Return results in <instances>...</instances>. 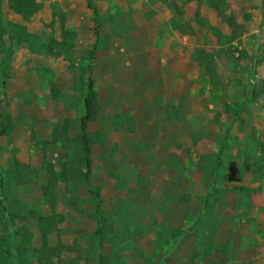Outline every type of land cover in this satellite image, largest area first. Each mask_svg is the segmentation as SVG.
I'll list each match as a JSON object with an SVG mask.
<instances>
[{
  "label": "rangeland",
  "instance_id": "obj_1",
  "mask_svg": "<svg viewBox=\"0 0 264 264\" xmlns=\"http://www.w3.org/2000/svg\"><path fill=\"white\" fill-rule=\"evenodd\" d=\"M35 1L27 12L28 22H23L8 10L6 0H0V22L6 28L0 32V86L5 80L0 113L7 115L6 134L0 135V174L8 175L14 158L37 172L33 184L12 185V198L5 202L8 212L47 216L54 208L64 217L61 243L72 250L59 251L54 264H99L100 258L111 264L114 256L120 261L112 264H159L164 257L163 264H264V181H254L248 169L264 144L262 0H203L201 14L218 29L216 35L196 25L191 33L176 31L172 12L159 3L147 7V0H95L103 25L99 39L94 12L85 0ZM213 4L224 9L222 19ZM151 9L156 15L148 21L144 12ZM194 10L195 5L185 7L180 20L189 22ZM131 11L134 19L125 16ZM60 15L66 17L64 29ZM35 34H53L67 54L55 58L31 48L28 35ZM107 36L108 50L97 49L92 58L94 44H104ZM220 50L225 51L216 60L221 86L212 98L196 56ZM241 50L249 59L236 63ZM89 77L101 113L88 131L102 130L108 145L92 146L88 181L83 170L78 182L66 187L57 181L53 188L55 179L43 168V159L59 172L65 152L49 143L51 130L72 120L67 147L78 149L84 81ZM50 83L62 99L52 97ZM180 106L184 119L169 122L168 109ZM240 109L215 174L222 140ZM118 114L135 120L134 135L113 123ZM136 142L151 148L137 152ZM65 174L68 177V171ZM113 203L149 209L157 222L155 230L143 240L127 230L114 239L109 234ZM98 206L103 211L101 251L91 237L97 229ZM25 225L33 233L32 250L38 253L36 224L27 219ZM9 235L8 225L0 222V237ZM57 243L52 234L50 246ZM28 259L37 264L35 257Z\"/></svg>",
  "mask_w": 264,
  "mask_h": 264
},
{
  "label": "trees",
  "instance_id": "obj_2",
  "mask_svg": "<svg viewBox=\"0 0 264 264\" xmlns=\"http://www.w3.org/2000/svg\"><path fill=\"white\" fill-rule=\"evenodd\" d=\"M46 3L51 2L52 0H43ZM95 0H85L88 8L94 12L95 22L98 24V32L96 37L99 39V31L103 26L100 22L99 10L94 4ZM147 7H153L157 3L166 6L172 12L171 22L173 28L180 33H191L193 30V25H196L198 28L205 30L208 33H213L216 35L218 29L213 27L210 22L204 18L201 14V8L204 4L203 0H178L179 4L175 0H147ZM8 10L18 16L23 22H28L27 12L36 5L35 0H6ZM189 5H195V10L189 14L190 21L182 22L179 17L183 9ZM181 7V9H180ZM212 9L216 12V15L219 19L223 17L224 9L219 6V4H213ZM262 11L264 13V0H262L261 5ZM253 9H258L253 7ZM134 12H128L127 16L129 19H134ZM156 15V11L146 10L144 12V17L146 20H151ZM59 22L62 29H64L66 17L64 15L59 16ZM0 32L5 33L6 28L2 22H0ZM108 40L109 37H106V42L99 45L96 42L93 46V52L91 57L97 49L108 50ZM28 45L31 48L37 49L39 52L48 51L55 58H61L64 54H67V50L55 39L53 34H41V35H28ZM225 52L220 50L218 53L212 55L203 52L197 53L196 62L198 64L199 70L201 72L202 78L205 80L206 84L210 88V93L212 98L217 96V93L220 89L221 83L220 78L217 72L216 60L220 57L221 53ZM235 57V56H234ZM249 56L247 52L241 50L237 57L234 58L236 63L241 62L242 60H248ZM72 69H75L72 66ZM4 80V79H3ZM85 85V97H84V113L80 118V135L78 136V149L76 151H70L67 147V142L69 140L70 126L73 121L70 119H65L61 123H57L53 126L51 130V138L49 143L51 145L59 146L64 152V157L60 160V171L58 172L54 165L47 161L46 158L43 159V168L52 178L55 179V182L52 184V187L55 188L57 181L63 182L66 187L72 183L79 181V173L84 170V176L86 181L90 179L92 174V146H101L105 147L108 145V140L102 130H96L94 132H89L88 127L92 124L98 122L101 106L99 104L98 95L95 89L94 80L89 77L84 81ZM52 88V97L56 100L62 99V96L54 90V85L50 83ZM1 89L5 87V80L1 83ZM226 113L228 111L226 110ZM241 109L238 112H234L232 115V121L228 127V130L222 140L220 151L217 157V166L215 174L222 167L223 151L226 146V142L231 130L236 126L237 122L240 119ZM221 114L217 115L216 122H219ZM167 120L169 122L173 121H182L184 115L181 109V106L177 109L169 108L166 114ZM6 123L7 115L0 113V135L6 134ZM113 123L120 129H122L128 135H134L136 132V122L135 120L127 115L118 114L115 116ZM250 138L256 136V130L252 128L250 130ZM151 148L149 144L136 142L134 144V150L137 152H146ZM200 169L202 170L203 164H200ZM251 174L254 177V181L260 182L264 181V144H261L255 151L254 162L252 166H249ZM68 171V177H66L65 172ZM37 176L36 170H32L29 166L21 164L17 159H13L12 169L9 171L8 175L3 178L0 174V222L6 223L10 229L9 237H0V264H30L29 255L35 257L37 264H54V260L57 257L59 251H70L72 247L63 245L61 243V234L59 226L64 222V217L57 213L54 208L51 209L50 215H41L35 211H22L19 214L12 215L8 212L5 202L11 200V187L12 185L23 186L33 184L34 180L32 177ZM215 178L213 183L210 186V189H213L215 185ZM43 193H48L47 189H42ZM94 199L100 201V196L94 194ZM97 207L96 210V232L91 236L96 238L98 250H102L101 242V233L103 231L102 221L100 216L103 215V211L99 210ZM113 212L112 217L114 218V226L109 230V234L114 239H117L118 233L123 230L131 231L135 236L143 240L149 234H151L157 225L156 219L152 212L142 207L136 203H131L126 206H121L118 204H112ZM31 219L35 222L40 241V251L34 253L32 250L33 245V233L25 225V221ZM187 228L182 232V236L179 237L178 242L182 240ZM56 233L57 245L51 247L49 244V238L52 234ZM176 243V244H177ZM112 262L120 261V256H114ZM140 257L145 261V257L140 253ZM81 258H86L85 255H81ZM165 257L159 262L163 264ZM89 262V261H88ZM111 262V264H112ZM103 259H99V264H104ZM113 263V264H114Z\"/></svg>",
  "mask_w": 264,
  "mask_h": 264
}]
</instances>
